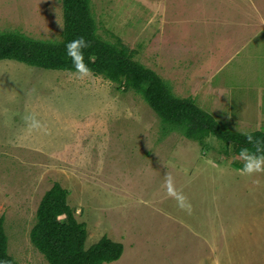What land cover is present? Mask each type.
Returning <instances> with one entry per match:
<instances>
[{"label":"rangeland","instance_id":"obj_1","mask_svg":"<svg viewBox=\"0 0 264 264\" xmlns=\"http://www.w3.org/2000/svg\"><path fill=\"white\" fill-rule=\"evenodd\" d=\"M91 2L98 34L136 49L175 95L224 127L264 129V0ZM63 26L62 0H0V32L60 40ZM72 73L0 61V216L18 264H49L30 231L55 181L86 247L124 245L107 264H264V173L247 182L257 174L216 136L189 139L123 82Z\"/></svg>","mask_w":264,"mask_h":264},{"label":"trees","instance_id":"obj_2","mask_svg":"<svg viewBox=\"0 0 264 264\" xmlns=\"http://www.w3.org/2000/svg\"><path fill=\"white\" fill-rule=\"evenodd\" d=\"M64 26L60 40L33 38L21 32H0V61L16 60L30 66L74 71L65 55L68 41L84 37L88 48L84 62L91 72L114 82H123L150 105L162 122L179 130L185 137L203 142L214 135L232 146L238 156L242 147H251L241 131L222 126L192 97L174 94L168 82L155 70L137 60V50L123 43L120 37L107 40L98 34V25L91 0H62ZM170 124V125H168ZM264 141V129L250 131ZM237 165V162H233ZM69 190L55 181L43 195L30 231L33 245L49 264H107L117 261L124 245L107 235L86 247L87 226L76 217L69 204ZM0 264H18L8 251L5 218L0 216Z\"/></svg>","mask_w":264,"mask_h":264},{"label":"clouds","instance_id":"obj_3","mask_svg":"<svg viewBox=\"0 0 264 264\" xmlns=\"http://www.w3.org/2000/svg\"><path fill=\"white\" fill-rule=\"evenodd\" d=\"M65 55L70 58L73 75L77 79H82L91 74V70L84 62V50L88 48V42L84 37L74 38L64 45ZM31 120L32 127H39V122L34 116L26 117ZM239 131V130H238ZM241 135L251 147H242L238 152V159L242 162L240 172L242 175L252 176L264 173V141L254 138L250 131H241ZM173 178L166 174L165 184L171 192Z\"/></svg>","mask_w":264,"mask_h":264},{"label":"crops","instance_id":"obj_4","mask_svg":"<svg viewBox=\"0 0 264 264\" xmlns=\"http://www.w3.org/2000/svg\"><path fill=\"white\" fill-rule=\"evenodd\" d=\"M260 175H261V174L259 173V175L257 174V175H255V176H253V177H251V178L246 177V178H247V182L252 181L254 178H258V179L261 180V176H260Z\"/></svg>","mask_w":264,"mask_h":264}]
</instances>
